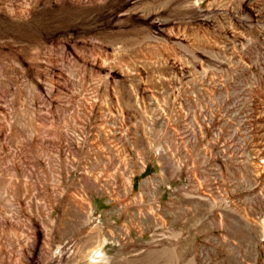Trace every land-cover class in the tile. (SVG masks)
<instances>
[{
	"label": "rangeland",
	"instance_id": "374dc122",
	"mask_svg": "<svg viewBox=\"0 0 264 264\" xmlns=\"http://www.w3.org/2000/svg\"><path fill=\"white\" fill-rule=\"evenodd\" d=\"M0 264H264V0H0Z\"/></svg>",
	"mask_w": 264,
	"mask_h": 264
}]
</instances>
